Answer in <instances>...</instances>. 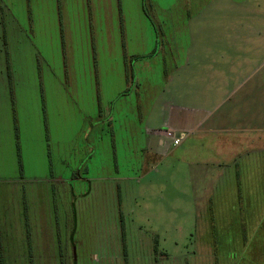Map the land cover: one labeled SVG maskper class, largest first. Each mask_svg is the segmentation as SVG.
Segmentation results:
<instances>
[{
    "label": "rangeland",
    "instance_id": "obj_1",
    "mask_svg": "<svg viewBox=\"0 0 264 264\" xmlns=\"http://www.w3.org/2000/svg\"><path fill=\"white\" fill-rule=\"evenodd\" d=\"M239 7L0 0V264H264V57L211 58Z\"/></svg>",
    "mask_w": 264,
    "mask_h": 264
},
{
    "label": "crops",
    "instance_id": "obj_2",
    "mask_svg": "<svg viewBox=\"0 0 264 264\" xmlns=\"http://www.w3.org/2000/svg\"><path fill=\"white\" fill-rule=\"evenodd\" d=\"M229 15L227 24H213L226 26L228 32L226 49L217 43L218 47H214L211 58L215 62L221 60L231 62L228 72L234 75L237 71L249 69L253 61L264 57V8H232ZM205 119H199V124L196 127L199 126V130L202 132H209L204 128ZM155 133L161 139L160 146L164 147L163 138H165L166 132L155 130ZM150 134L154 135V131H151Z\"/></svg>",
    "mask_w": 264,
    "mask_h": 264
},
{
    "label": "built area",
    "instance_id": "obj_3",
    "mask_svg": "<svg viewBox=\"0 0 264 264\" xmlns=\"http://www.w3.org/2000/svg\"><path fill=\"white\" fill-rule=\"evenodd\" d=\"M166 136L173 139L174 145H179L181 143L183 135L180 133H177V135H175V133L171 132L170 130L166 132Z\"/></svg>",
    "mask_w": 264,
    "mask_h": 264
}]
</instances>
